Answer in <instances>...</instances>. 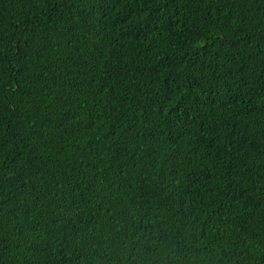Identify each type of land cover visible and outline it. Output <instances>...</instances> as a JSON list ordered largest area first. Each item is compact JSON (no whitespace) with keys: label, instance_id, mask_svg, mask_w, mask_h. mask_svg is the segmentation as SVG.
<instances>
[{"label":"trees","instance_id":"1","mask_svg":"<svg viewBox=\"0 0 264 264\" xmlns=\"http://www.w3.org/2000/svg\"><path fill=\"white\" fill-rule=\"evenodd\" d=\"M0 264H264V0H0Z\"/></svg>","mask_w":264,"mask_h":264}]
</instances>
